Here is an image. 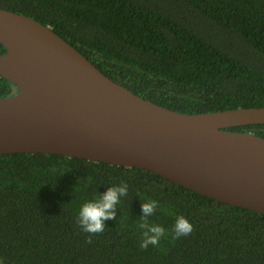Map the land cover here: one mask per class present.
Instances as JSON below:
<instances>
[{"label": "trees", "instance_id": "1", "mask_svg": "<svg viewBox=\"0 0 264 264\" xmlns=\"http://www.w3.org/2000/svg\"><path fill=\"white\" fill-rule=\"evenodd\" d=\"M48 25L103 74L184 113L264 107V0H0ZM5 52L0 43V54ZM18 91L0 76V97ZM264 138V124L228 127ZM127 183L116 219L92 236L82 203ZM150 222L193 225L174 242L139 247ZM0 264H264V214L229 205L137 167L60 154H0Z\"/></svg>", "mask_w": 264, "mask_h": 264}, {"label": "water", "instance_id": "2", "mask_svg": "<svg viewBox=\"0 0 264 264\" xmlns=\"http://www.w3.org/2000/svg\"><path fill=\"white\" fill-rule=\"evenodd\" d=\"M0 154H60L152 171L220 202L264 214V107L184 113L103 74L48 25L0 8Z\"/></svg>", "mask_w": 264, "mask_h": 264}, {"label": "clouds", "instance_id": "3", "mask_svg": "<svg viewBox=\"0 0 264 264\" xmlns=\"http://www.w3.org/2000/svg\"><path fill=\"white\" fill-rule=\"evenodd\" d=\"M127 183L110 186L102 194L92 200L85 201L81 204L77 213L76 223L81 230L88 234L87 243H92V236L103 233L105 230V221L116 219L117 205L121 197L127 196ZM158 201L147 199L141 203V212L138 229L141 230L142 239L139 247L147 249L151 246H158L162 238H170L174 242L181 237L189 235L193 230V225L183 215H177L175 223L171 229H166L162 225L149 221L158 208Z\"/></svg>", "mask_w": 264, "mask_h": 264}]
</instances>
